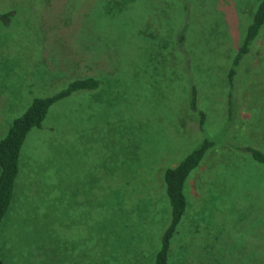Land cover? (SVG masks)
<instances>
[{"label":"rangeland","instance_id":"1","mask_svg":"<svg viewBox=\"0 0 264 264\" xmlns=\"http://www.w3.org/2000/svg\"><path fill=\"white\" fill-rule=\"evenodd\" d=\"M261 2L0 0V140L34 99L101 82L29 136L5 264H154L165 172L205 140L169 264H264V165L240 150L264 151V37L229 80Z\"/></svg>","mask_w":264,"mask_h":264},{"label":"trees","instance_id":"2","mask_svg":"<svg viewBox=\"0 0 264 264\" xmlns=\"http://www.w3.org/2000/svg\"><path fill=\"white\" fill-rule=\"evenodd\" d=\"M4 18H8V15L0 17V19ZM263 37L264 0H262L253 17L238 55L234 58L233 68L229 73V80L232 85L237 78L240 81L237 70L244 65L242 63L245 58L248 57L251 60L256 57V51L254 50L257 46L255 44H259ZM100 83L99 79L96 78L75 80L56 95L34 99L26 112L13 122L6 137L0 140V227L4 220L8 219L9 213L13 211L16 204L17 185L25 167L23 154L27 152V141L32 131L43 129V124L51 108L56 103L79 92L95 91L99 88ZM236 88L233 86L232 89L235 90ZM192 97L191 108L198 114L200 118L199 125L202 130L207 118L206 114L199 109V96L196 94L195 89ZM215 147V142L205 140L199 147L184 157L179 165L165 172L164 181L166 195L171 205V221L162 234L161 246L156 254L154 264H169L170 259H172V242L175 236L179 234L178 227L182 223L189 206L186 197L187 182L192 173L199 169L207 153ZM240 150L251 156L258 164L264 165L263 150L253 147H245ZM0 264H5V262L0 259Z\"/></svg>","mask_w":264,"mask_h":264}]
</instances>
